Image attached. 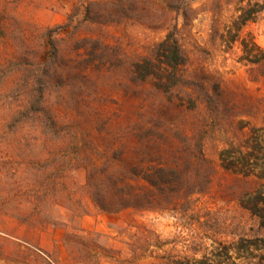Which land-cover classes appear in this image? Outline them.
<instances>
[{"label":"rangeland","instance_id":"1","mask_svg":"<svg viewBox=\"0 0 264 264\" xmlns=\"http://www.w3.org/2000/svg\"><path fill=\"white\" fill-rule=\"evenodd\" d=\"M87 9L100 21L85 20ZM171 30L185 56L180 84L169 93L156 81L137 87L132 66ZM83 36L109 44L113 62L85 68L74 47ZM252 41L260 49L249 56ZM263 58L264 0H0V264L205 255L260 264L264 213L250 206L264 193V60H249ZM171 98L178 103L163 112ZM142 123L184 145L190 135L191 180L156 189L150 207L105 211L90 175L112 166L134 176L137 163L160 160L159 142L156 153L144 149ZM225 149L236 168L224 166Z\"/></svg>","mask_w":264,"mask_h":264},{"label":"trees","instance_id":"2","mask_svg":"<svg viewBox=\"0 0 264 264\" xmlns=\"http://www.w3.org/2000/svg\"><path fill=\"white\" fill-rule=\"evenodd\" d=\"M119 2V0H118ZM90 10L87 9V17L85 20L91 21H100L95 20L97 18L91 17ZM249 18L242 19V24H244ZM51 47H55L52 39H49ZM253 49L248 51V55L255 53V49H260L255 41H252ZM247 46V45H245ZM74 47L78 50L83 49L85 54L84 59L82 60L85 68H95L99 67L100 63H103L106 58L113 62V48L105 43L100 38H95L91 36H83L75 39ZM52 52L54 56L56 55V48H53ZM253 51V52H252ZM263 51V50H262ZM256 55V54H255ZM263 59L249 60L250 62H260ZM185 61V56L182 51L179 39L176 34L171 30L166 35L165 39L158 44V50L154 56H146L141 60H137L133 68L131 69V78L132 82L137 87H144L147 83L156 81V86L158 89L166 92H171L173 88V83H176L177 86L179 83L180 75L178 74L179 67ZM178 80V81H177ZM128 82V81H127ZM209 97V101H212V97ZM173 98L169 99V103L164 105L162 108L163 112L168 111L171 108L172 104H177L178 100L173 101ZM162 105V104H161ZM176 107H179L176 105ZM159 116V111L155 113ZM166 118L163 119V127L167 125ZM162 119L160 118V122ZM153 125L145 126L142 123V127L146 134L144 138L141 139V142L144 141V149H149V154L151 155L156 151L154 146L159 142V150L157 153H160V160L148 159L144 160L141 163H137L136 174L134 176H119V170L110 171L109 166L107 169L100 168L99 174H92L89 176L88 187L95 188L97 191L91 194L92 199L98 204V206L108 212H116L128 207H150L155 201L156 192L155 190H164L168 189L169 186L179 185V183H188L191 180L190 173L192 172V165L195 162V148H192L191 137L190 135L185 138L188 140L189 144H182L183 142H178L174 138L172 131L165 129L162 134L154 135L155 128H157V123H152ZM172 125L171 123H168ZM168 125V126H169ZM52 128V124H51ZM264 132V127L259 128L258 131ZM182 131L185 134H188L189 130L184 128ZM184 134V135H185ZM154 135V136H153ZM264 135V134H263ZM152 139V140H151ZM166 146H164V144ZM130 148L128 155L130 154ZM198 150L200 153H203L201 145H199ZM156 153V152H155ZM228 149H225L221 152V158L223 164L227 169H234L237 167L236 164L232 162H226V154ZM127 155V156H128ZM126 159V158H125ZM205 161L206 158L203 157ZM144 162V163H143ZM133 164V162H132ZM136 164V163H135ZM133 164V165H135ZM106 170L108 171L106 173ZM134 172V173H135ZM144 180L148 183L146 187L141 184H136L140 180ZM264 193H257V198L252 202L253 204L250 208L253 210L254 214L262 216L264 213ZM214 253V252H213ZM213 256H217L213 254ZM260 264L264 260V255L260 256ZM225 261L221 258H213L209 256H204L200 260H195L194 262L188 261L186 264H224Z\"/></svg>","mask_w":264,"mask_h":264}]
</instances>
